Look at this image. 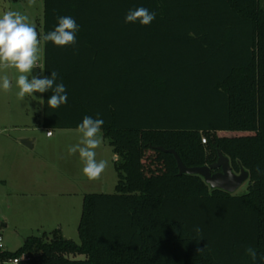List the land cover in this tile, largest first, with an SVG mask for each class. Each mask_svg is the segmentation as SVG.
I'll list each match as a JSON object with an SVG mask.
<instances>
[{
  "label": "trees",
  "instance_id": "1",
  "mask_svg": "<svg viewBox=\"0 0 264 264\" xmlns=\"http://www.w3.org/2000/svg\"><path fill=\"white\" fill-rule=\"evenodd\" d=\"M42 1V36L61 16L79 25L76 45L43 42V73L57 71L67 103L51 109L45 92L42 126L103 119L117 181L111 194L83 195L79 243L54 229L0 260L27 252L32 264H253L247 247L264 254L259 0ZM138 7L155 12L149 25L125 22ZM157 147L186 167L214 163L221 152L234 173L248 172L246 192L179 175L173 155Z\"/></svg>",
  "mask_w": 264,
  "mask_h": 264
},
{
  "label": "rangeland",
  "instance_id": "2",
  "mask_svg": "<svg viewBox=\"0 0 264 264\" xmlns=\"http://www.w3.org/2000/svg\"><path fill=\"white\" fill-rule=\"evenodd\" d=\"M264 8V0H259ZM8 10L19 11L29 17V22L42 36L43 1L36 0L28 6L27 0H0V15ZM40 67L43 71V41L41 38ZM10 71L15 75L14 69ZM8 106L10 117L0 119V238L2 251L14 252L29 236L40 237L59 229L64 238L79 243L77 225L81 215L82 198L88 193L111 194L117 181L113 166V152L109 141L103 137V144L97 149V160L106 159L108 168L96 181H89L83 175V163L79 154H68V147L78 143L80 134L76 129L50 130L54 139L64 135L58 142L47 140V130L33 123V118L23 114L24 107H37L40 93L19 100L16 93V78L11 77ZM7 106V104L5 103ZM4 105V106H5ZM5 106V107H6ZM1 117V116H0ZM34 135V147L21 143L24 136ZM247 182L235 193L246 192ZM36 201V202H35ZM41 203V211L33 203ZM44 203V204H42ZM34 204V206H35ZM44 208V209H43ZM82 260L84 256H69Z\"/></svg>",
  "mask_w": 264,
  "mask_h": 264
},
{
  "label": "clouds",
  "instance_id": "3",
  "mask_svg": "<svg viewBox=\"0 0 264 264\" xmlns=\"http://www.w3.org/2000/svg\"><path fill=\"white\" fill-rule=\"evenodd\" d=\"M28 6H34L36 0H27ZM155 12L147 8L138 7L129 10L126 14V23L139 22L141 25H149L155 19ZM79 25L71 16L58 17V23L54 30L42 36L43 42H52L56 46L76 45V34ZM41 38L36 27L29 22V17L19 11L8 10L0 15V70L14 69L18 74L16 77V93L19 100L26 96H33L34 93H45L51 91L52 95L47 100L51 109H58L67 103V91L63 83H57V71H51L50 76L44 75L42 71H34L40 67L41 60ZM12 88V81L7 74L0 76V89L9 92ZM42 100V99H41ZM104 120L85 116L77 126L76 131L80 134L78 143L68 147V154L78 153L83 163V175L89 181L100 179L101 175L108 168L109 162L106 159L97 160V149L103 144L102 126ZM51 135V132H49ZM113 160L117 159L114 154ZM257 172H260L259 166ZM196 231L201 232L200 228ZM206 247V246H205ZM204 249V248H203ZM198 249V252L203 251ZM246 254L250 256L253 264H264V254L258 257L257 250L251 246L246 248Z\"/></svg>",
  "mask_w": 264,
  "mask_h": 264
},
{
  "label": "water",
  "instance_id": "4",
  "mask_svg": "<svg viewBox=\"0 0 264 264\" xmlns=\"http://www.w3.org/2000/svg\"><path fill=\"white\" fill-rule=\"evenodd\" d=\"M21 143L29 148L32 147L27 139L21 140ZM157 149L173 155L179 175H199L211 189H220L234 194L248 179V172L242 167L238 174L234 173L230 167L229 159L221 152H218V157L214 163L199 167H186L174 150L163 149L162 147H157Z\"/></svg>",
  "mask_w": 264,
  "mask_h": 264
},
{
  "label": "crops",
  "instance_id": "5",
  "mask_svg": "<svg viewBox=\"0 0 264 264\" xmlns=\"http://www.w3.org/2000/svg\"><path fill=\"white\" fill-rule=\"evenodd\" d=\"M42 21H43V18H42ZM43 47H44V45H43ZM44 50V49H43ZM43 56H44V51H43ZM43 72V71H42ZM5 74H7L8 76H9V78H10V80L12 79L11 77L13 76V78H16L17 77V73H15V75H13L12 74V72H10V71H0V76H3V75H5ZM18 91V90H17ZM8 96H9V92H4L3 91V89H0V119H2V117H3V119H5V118H9L10 117V112H9V106H8ZM27 97H30V96H26V98ZM43 97H44V93L43 94H41L40 93V97H39V101H38V105H37V107H35L34 109L35 110H33V109H31L30 107H24L23 108V114H24V116H26V117H28V118H33V123L35 124V125H37L38 127H42V128H44L43 126H42V120H43ZM42 99V100H41ZM5 103L7 104V106L5 105ZM6 107H5V106ZM45 129V128H44ZM46 130V129H45ZM25 137V139H27V140H29L30 141V143L32 144V147H34V145H35V142H36V137L34 136V135H30V136H24ZM45 138L49 141V140H51V139H54L53 138V135L51 134V135H47V134H45ZM64 139V135L62 134L61 135V137H59V138H57V139H54V140H56L55 142H58V141H61V140H63ZM113 154V153H112ZM114 155V154H113ZM114 161V160H113ZM87 179V178H86ZM88 180V179H87ZM36 202V201H35ZM35 202L33 203V205H31V206H33V208L35 207V209H38L39 207H36V206H38V205H41V203L39 202V203H37V204H35ZM34 204H35V206H34ZM42 204H44V203H42ZM44 209V208H43ZM38 211H41V209L39 208L38 209Z\"/></svg>",
  "mask_w": 264,
  "mask_h": 264
},
{
  "label": "built area",
  "instance_id": "6",
  "mask_svg": "<svg viewBox=\"0 0 264 264\" xmlns=\"http://www.w3.org/2000/svg\"><path fill=\"white\" fill-rule=\"evenodd\" d=\"M49 132L50 131L47 130L46 134L49 135ZM201 142L205 143V139L202 138ZM2 248L3 246L1 244V238H0V252L2 251L1 250ZM0 264H32V255L27 252H23L20 253L19 255H15L7 259L0 260Z\"/></svg>",
  "mask_w": 264,
  "mask_h": 264
}]
</instances>
